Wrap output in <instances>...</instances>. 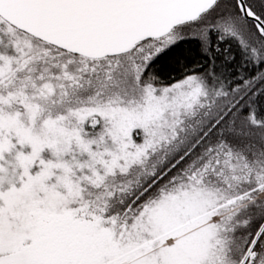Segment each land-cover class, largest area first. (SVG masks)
<instances>
[{
	"label": "snow or ice",
	"instance_id": "obj_1",
	"mask_svg": "<svg viewBox=\"0 0 264 264\" xmlns=\"http://www.w3.org/2000/svg\"><path fill=\"white\" fill-rule=\"evenodd\" d=\"M0 264H264V0H0Z\"/></svg>",
	"mask_w": 264,
	"mask_h": 264
}]
</instances>
